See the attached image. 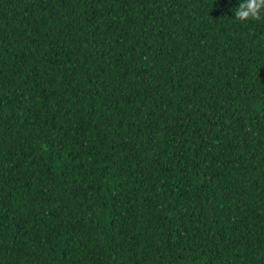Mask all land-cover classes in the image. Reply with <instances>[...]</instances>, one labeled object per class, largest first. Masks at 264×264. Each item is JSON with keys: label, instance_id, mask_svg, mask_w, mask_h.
<instances>
[{"label": "trees", "instance_id": "16d2710c", "mask_svg": "<svg viewBox=\"0 0 264 264\" xmlns=\"http://www.w3.org/2000/svg\"><path fill=\"white\" fill-rule=\"evenodd\" d=\"M241 2L0 0V264H264Z\"/></svg>", "mask_w": 264, "mask_h": 264}, {"label": "clouds", "instance_id": "9594fccd", "mask_svg": "<svg viewBox=\"0 0 264 264\" xmlns=\"http://www.w3.org/2000/svg\"><path fill=\"white\" fill-rule=\"evenodd\" d=\"M264 19V0H242L235 9V20L245 23Z\"/></svg>", "mask_w": 264, "mask_h": 264}]
</instances>
